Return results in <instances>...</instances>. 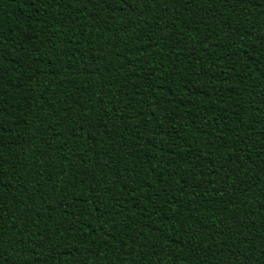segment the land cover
Here are the masks:
<instances>
[{"label":"trees","instance_id":"1","mask_svg":"<svg viewBox=\"0 0 264 264\" xmlns=\"http://www.w3.org/2000/svg\"><path fill=\"white\" fill-rule=\"evenodd\" d=\"M0 264H264V0H0Z\"/></svg>","mask_w":264,"mask_h":264}]
</instances>
